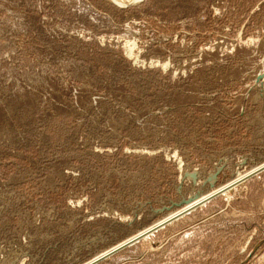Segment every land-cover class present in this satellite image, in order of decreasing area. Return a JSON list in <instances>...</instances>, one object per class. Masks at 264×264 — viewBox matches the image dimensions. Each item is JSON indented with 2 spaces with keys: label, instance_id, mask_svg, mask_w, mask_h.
I'll return each mask as SVG.
<instances>
[{
  "label": "rangeland",
  "instance_id": "1",
  "mask_svg": "<svg viewBox=\"0 0 264 264\" xmlns=\"http://www.w3.org/2000/svg\"><path fill=\"white\" fill-rule=\"evenodd\" d=\"M262 164L264 0H0V264H84L241 174L97 264H264Z\"/></svg>",
  "mask_w": 264,
  "mask_h": 264
},
{
  "label": "water",
  "instance_id": "2",
  "mask_svg": "<svg viewBox=\"0 0 264 264\" xmlns=\"http://www.w3.org/2000/svg\"><path fill=\"white\" fill-rule=\"evenodd\" d=\"M261 78V76H259V79ZM264 169V168H263ZM261 169V170H263ZM260 170V171H261ZM219 194V192H216L212 195H209L206 199H204L202 202H206L208 200H210L211 198L217 196ZM193 207H188L186 209H182L181 211H178L175 215L169 217L167 220L163 221L162 223L158 224V225H155L154 227H151V229H149L146 233H143V234H139V235H136V236H133L131 237L130 239L126 240V241H123L122 243L116 245L114 248H111L109 250H107L105 253L89 260L88 262L84 263V264H97L98 262L108 258L109 256L117 253L118 251L120 250H123L125 249L126 247L134 244L135 242L139 241L140 239H143V237L145 235H147L148 233H153L154 231L164 227L165 225H167L168 223L178 219L179 217L183 216L184 214L188 213L190 210H192Z\"/></svg>",
  "mask_w": 264,
  "mask_h": 264
},
{
  "label": "bare ground",
  "instance_id": "3",
  "mask_svg": "<svg viewBox=\"0 0 264 264\" xmlns=\"http://www.w3.org/2000/svg\"><path fill=\"white\" fill-rule=\"evenodd\" d=\"M116 3H118V4H121V5H128V4H131L132 2H134V1H136V0H114ZM264 168V164H262V166L261 167H259V169H257L256 170V167H255V171L254 172H252V173H250L249 175H245L246 176V178L245 179H247L249 176H251L252 174H255V173H257V172H260V170L261 169H263ZM252 171V170H251ZM246 174V173H245ZM239 178V179H238ZM236 180H235V182L232 184H230V183H228V184H230V185H225V186H223V187H220V189L219 190H215L216 192H218V191H220L219 192V194H221V193H223L222 191H224V192H226L225 190H229V189H231V188H229V187H235V183H237L238 184V182H240L241 183V181H242V179L244 180V174H241L239 177H238ZM233 189V188H232ZM227 190V191H228ZM212 194H214V193H212ZM212 194H210V195H212ZM209 195H207V197H208ZM206 197V198H207ZM205 198V199H206ZM203 199V198H202ZM202 199H197V200H195L193 203H190V205H189V207H193V208H195V207H197V206H199L200 204H202L203 202V200ZM199 201V202H198ZM186 208H188L187 206L186 207H184V208H182V209H186ZM181 209V210H182ZM181 210H179V211H181ZM178 212V211H177ZM176 212V213H177ZM176 213H173V214H171V215H169V216H167L168 218L169 217H171V216H173V215H175ZM167 220V219H166ZM165 221V220H164ZM163 222V220L162 221H159L158 223H156V224H153L152 226H150L149 228H146V229H144L143 231H141V232H139L137 235H139V234H143V233H146L149 229H151V227H154L155 225H158V224H160V223H162ZM152 234V233H151ZM150 233H148L147 235H145L143 238H146V237H148V236H150L151 235Z\"/></svg>",
  "mask_w": 264,
  "mask_h": 264
}]
</instances>
